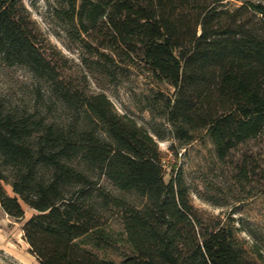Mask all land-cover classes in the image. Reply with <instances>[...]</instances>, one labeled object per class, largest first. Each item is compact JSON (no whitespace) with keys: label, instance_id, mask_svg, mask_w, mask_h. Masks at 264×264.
I'll return each instance as SVG.
<instances>
[{"label":"trees","instance_id":"16d2710c","mask_svg":"<svg viewBox=\"0 0 264 264\" xmlns=\"http://www.w3.org/2000/svg\"><path fill=\"white\" fill-rule=\"evenodd\" d=\"M49 14L90 73L148 78L139 102L164 122L148 129L82 86L25 1L0 0V68L28 73L0 96V205L35 211L22 229L39 263L260 264L231 220L202 216L181 169L166 180L157 138L210 137L221 161L264 139V2L52 0Z\"/></svg>","mask_w":264,"mask_h":264},{"label":"rangeland","instance_id":"374dc122","mask_svg":"<svg viewBox=\"0 0 264 264\" xmlns=\"http://www.w3.org/2000/svg\"><path fill=\"white\" fill-rule=\"evenodd\" d=\"M24 1L52 44L69 58L67 72L76 77L82 86L89 91L106 93L119 113L135 118L148 129L156 122L159 125L164 122L162 118H154L139 102L154 85L148 78L134 70L129 76L112 83L103 76L90 73L82 63V51L68 40L64 28L50 16L52 0ZM228 1L242 3L245 0ZM27 75L24 69L14 72L0 68V96L18 88L17 82L27 79ZM162 87L173 92L167 85ZM61 117L67 120L68 112L61 110ZM157 141L166 168V180H169L173 170L181 169L190 187L192 203L202 216L209 221L217 217L231 220L249 255L264 264V139L240 144L227 161L218 158L210 137L196 139L187 145L171 136L167 139L157 138ZM242 162H246L251 170L249 179L245 181L239 173ZM103 183L135 204L145 202L135 193L117 190L106 179ZM6 188L12 193L10 186ZM34 213V210L26 207L25 220H16L6 214L0 205V264H40L30 252L22 229L24 222Z\"/></svg>","mask_w":264,"mask_h":264}]
</instances>
